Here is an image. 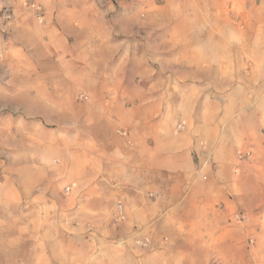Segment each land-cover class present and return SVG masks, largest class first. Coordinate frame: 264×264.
<instances>
[{"label":"clouds","instance_id":"obj_1","mask_svg":"<svg viewBox=\"0 0 264 264\" xmlns=\"http://www.w3.org/2000/svg\"><path fill=\"white\" fill-rule=\"evenodd\" d=\"M0 264H264V0H0Z\"/></svg>","mask_w":264,"mask_h":264}]
</instances>
